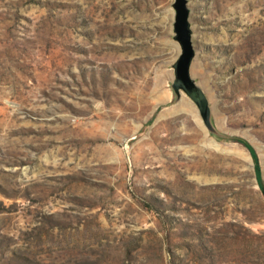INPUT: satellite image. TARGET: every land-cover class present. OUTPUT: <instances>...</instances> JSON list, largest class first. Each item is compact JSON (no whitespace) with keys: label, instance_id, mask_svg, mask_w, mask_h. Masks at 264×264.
Returning a JSON list of instances; mask_svg holds the SVG:
<instances>
[{"label":"rangeland","instance_id":"1","mask_svg":"<svg viewBox=\"0 0 264 264\" xmlns=\"http://www.w3.org/2000/svg\"><path fill=\"white\" fill-rule=\"evenodd\" d=\"M174 2L0 0V264H264V0H186L210 128Z\"/></svg>","mask_w":264,"mask_h":264},{"label":"water","instance_id":"2","mask_svg":"<svg viewBox=\"0 0 264 264\" xmlns=\"http://www.w3.org/2000/svg\"><path fill=\"white\" fill-rule=\"evenodd\" d=\"M173 7L175 9L174 39L179 43L181 51L172 65L174 70L172 88L177 94L182 90L197 105L203 120L210 128L206 96L190 73L195 50L191 39L192 31L188 20L189 9L186 0H175Z\"/></svg>","mask_w":264,"mask_h":264},{"label":"trees","instance_id":"3","mask_svg":"<svg viewBox=\"0 0 264 264\" xmlns=\"http://www.w3.org/2000/svg\"><path fill=\"white\" fill-rule=\"evenodd\" d=\"M253 156L255 157V155L253 154ZM257 167V166H256Z\"/></svg>","mask_w":264,"mask_h":264}]
</instances>
